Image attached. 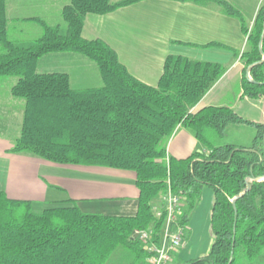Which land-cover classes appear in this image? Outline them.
Segmentation results:
<instances>
[{
	"label": "trees",
	"instance_id": "obj_1",
	"mask_svg": "<svg viewBox=\"0 0 264 264\" xmlns=\"http://www.w3.org/2000/svg\"><path fill=\"white\" fill-rule=\"evenodd\" d=\"M137 1L69 0L60 10L66 28L26 17L21 21H35L41 32L21 40L15 33L23 28L7 18L6 0H0V81L14 79L10 95L23 103L19 134L9 151L61 165L132 171L139 190L131 216L85 213L73 199L35 211L29 200L0 191V264H108L117 249L131 257L130 264H145L134 231L160 232L162 218L153 208L161 205L167 182L182 199L187 228L203 189L212 191L209 251L174 264H246L264 253V179L253 180L264 176V125L224 106L192 111L225 66L168 56L157 85L149 86L132 76L104 41L81 36L88 13ZM188 1L214 4L241 20L249 43L241 57L245 67L252 65V81L242 79L243 94L263 96L264 5L247 28L226 0ZM56 53L82 56L92 66L91 80L78 86L67 72L39 71L40 60ZM231 124L255 127L250 146L215 144ZM178 127L188 129L208 152L169 157L167 144Z\"/></svg>",
	"mask_w": 264,
	"mask_h": 264
},
{
	"label": "crops",
	"instance_id": "obj_2",
	"mask_svg": "<svg viewBox=\"0 0 264 264\" xmlns=\"http://www.w3.org/2000/svg\"><path fill=\"white\" fill-rule=\"evenodd\" d=\"M112 2L118 0H111ZM239 11L247 28L255 20L264 0H226ZM69 0H6L7 18L17 20L22 32L15 38L28 40L41 32L34 17L52 25ZM84 39H101L117 54L119 62L139 81L156 86L168 56L217 63L224 74L192 109L224 106L244 119L264 125V95L251 98L243 94L242 79L247 67L242 53L249 50L241 20L222 12L216 5L188 0H140L104 14L88 13L83 21ZM30 38V39H31ZM92 66L80 55L56 53L44 56L39 71L67 72L78 86L92 77ZM250 77V76H249ZM10 85L0 81V191L9 198L39 201L43 206L73 199L85 213L131 216L137 211L139 190L132 171L101 166L61 165L30 156L12 153L10 148L19 134L22 101L10 95ZM246 132L245 142L223 141L227 132ZM255 127L231 124L215 144L250 146ZM208 147L188 129L178 127L167 144V155L183 159L193 153L208 152ZM212 205L209 188L192 213L188 229L203 206L205 194ZM208 204V203H207ZM174 259V257H173Z\"/></svg>",
	"mask_w": 264,
	"mask_h": 264
},
{
	"label": "built area",
	"instance_id": "obj_3",
	"mask_svg": "<svg viewBox=\"0 0 264 264\" xmlns=\"http://www.w3.org/2000/svg\"><path fill=\"white\" fill-rule=\"evenodd\" d=\"M161 200V205L153 208L155 216L162 218L160 232L154 236L153 229L134 231V236L145 250V264H173V255L182 246L184 231L187 228L183 223L184 204L169 182Z\"/></svg>",
	"mask_w": 264,
	"mask_h": 264
},
{
	"label": "rangeland",
	"instance_id": "obj_4",
	"mask_svg": "<svg viewBox=\"0 0 264 264\" xmlns=\"http://www.w3.org/2000/svg\"><path fill=\"white\" fill-rule=\"evenodd\" d=\"M57 22H60L62 29L66 28V24L61 19L60 15H57V19L55 23ZM7 80L11 82L10 80L13 81L14 79L8 78ZM246 138H247L246 132H238L235 130V131L227 132L224 139H222V142L223 141L245 142ZM209 192L212 194V191L210 189ZM202 203L203 206H201V210L196 218L195 223L193 224L192 232L188 228H186V230L184 231L182 246L178 249V252L173 255L174 257L173 264L181 263L189 259H193L195 257L204 255L209 251L212 242V234L210 231V222H209L210 211L208 212L207 210V207H210L209 206L210 202L206 194L204 196V201H202ZM45 207L47 206H43V203L39 201H33L32 203V209L35 211H40ZM130 260L131 257L125 254V252L122 249H117L111 255L108 264H130L129 263ZM246 264H264V253L259 257L257 261L247 262Z\"/></svg>",
	"mask_w": 264,
	"mask_h": 264
},
{
	"label": "water",
	"instance_id": "obj_5",
	"mask_svg": "<svg viewBox=\"0 0 264 264\" xmlns=\"http://www.w3.org/2000/svg\"><path fill=\"white\" fill-rule=\"evenodd\" d=\"M263 19H264V17H263ZM263 35V34H262ZM261 38H262V36H261ZM259 48H260V52H261V54H262V58H261V60L259 61V62H262L263 60H264V53H263V51L261 50V40H260V43H259ZM252 65H249L248 66V68H247V72H246V78L248 79V80H250V81H252V79L249 77V70H250V67H251ZM264 83V82H263ZM264 179V176L263 177H260V178H255V179H253V180H256V181H260V180H263ZM239 196H236L235 198H233L232 199V202H233V204L235 203V200L238 198Z\"/></svg>",
	"mask_w": 264,
	"mask_h": 264
}]
</instances>
